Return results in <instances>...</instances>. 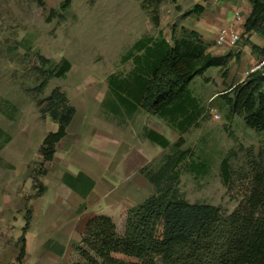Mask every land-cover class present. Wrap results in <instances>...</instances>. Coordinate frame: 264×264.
<instances>
[{
	"label": "trees",
	"instance_id": "trees-1",
	"mask_svg": "<svg viewBox=\"0 0 264 264\" xmlns=\"http://www.w3.org/2000/svg\"><path fill=\"white\" fill-rule=\"evenodd\" d=\"M71 1L65 0L64 9ZM250 3L252 10L244 22V34L256 33L264 38V0ZM204 11L205 7L196 5L190 13L201 15ZM209 47L199 32L187 27L180 31L174 28L170 40L162 32L144 36L122 57V63L132 62V70L110 75V91L129 113L141 109L184 134L196 125L203 112L190 85L212 68H220L225 75L232 60L231 54L214 56ZM253 48L264 56V46ZM70 69L71 63L65 61L51 76L64 77ZM47 81L48 78L39 85L40 92ZM221 96L229 110L228 117L237 115L247 127L264 131V67ZM43 103V112L59 125L41 146L44 160L51 161L58 142L67 134L75 109L60 90L40 104ZM118 109L117 103L111 105L112 113ZM148 136L163 146L169 144L153 131L149 130ZM9 140L7 137L2 145ZM184 143L181 137L157 168L142 170L155 192L126 213L121 231L106 215L89 220L81 242L75 245L78 259L71 264H264V146L258 152L247 149L243 164L236 170L224 159L223 183L241 197L228 214L218 206L192 204L182 197L180 175L191 155L190 149H182ZM45 174L41 164L33 173L36 186L39 176ZM43 192L41 187L38 194ZM29 220L28 215L24 233ZM20 243L21 262L25 255L24 235Z\"/></svg>",
	"mask_w": 264,
	"mask_h": 264
},
{
	"label": "rangeland",
	"instance_id": "rangeland-1",
	"mask_svg": "<svg viewBox=\"0 0 264 264\" xmlns=\"http://www.w3.org/2000/svg\"><path fill=\"white\" fill-rule=\"evenodd\" d=\"M237 1L72 0L64 9L65 0H43V4L40 0H0V146L5 145L7 137L15 141L9 146H21L19 134L35 126L33 135L42 136L48 120L53 119L43 112L46 103H40L55 90L70 96L82 94L89 100L91 110L101 106V118L127 123L129 110L117 102L108 80L113 73L127 74L132 70V62L122 63V57L134 43L159 32L171 39L174 28L204 31L201 22L224 17L229 5ZM196 5L205 7L203 14L190 13ZM234 13H229L227 20ZM215 31L207 34L214 37ZM204 37L213 46V38ZM241 37L237 49L226 50L232 60L225 75L211 69L190 85L203 112L196 125L189 128L182 147L191 151L180 175L182 197L192 204L218 206L228 214L241 197L223 183L224 159L236 170L243 164L247 149L258 152L264 146V131L247 127L237 115L229 118L221 96L246 77L250 55L256 53L253 45H264L263 37L258 35ZM65 61L71 63L70 71L61 78L51 76ZM46 78V88L40 92L38 87ZM116 103L124 115L110 111ZM52 125L57 127L53 122ZM39 169L40 165L34 172ZM122 221L116 224L119 231Z\"/></svg>",
	"mask_w": 264,
	"mask_h": 264
},
{
	"label": "crops",
	"instance_id": "crops-1",
	"mask_svg": "<svg viewBox=\"0 0 264 264\" xmlns=\"http://www.w3.org/2000/svg\"><path fill=\"white\" fill-rule=\"evenodd\" d=\"M251 10L250 0H239L229 5L224 17L201 22L204 31L192 29L210 43L204 36L213 37L207 33L229 26L232 21L236 28L244 25ZM241 11L245 12L244 19L237 21ZM231 12H235V16L227 20ZM231 49L237 48L209 47L214 56H223ZM241 50H245L243 46ZM257 55H250V68L240 82L264 58ZM67 98L75 114L51 161L44 160L41 146L46 136L59 128L53 120H48L40 138L33 135L35 126L19 134L21 146H9L15 142L12 138L0 148V264H71L76 261L75 245L81 242L89 220L106 215L119 224L130 209L154 194L155 188L142 170L157 168L172 145L190 130L181 134L141 109L127 112L130 118L127 123L123 120L114 123L99 116L101 106L91 110L84 95H67ZM118 110L113 114L124 115L120 107ZM149 130L169 144L163 146L152 141ZM41 164L46 174L39 176V186H36L33 173ZM41 187L44 192L38 194ZM28 215L29 227L24 233ZM23 235L25 255L20 262Z\"/></svg>",
	"mask_w": 264,
	"mask_h": 264
},
{
	"label": "built area",
	"instance_id": "built-area-1",
	"mask_svg": "<svg viewBox=\"0 0 264 264\" xmlns=\"http://www.w3.org/2000/svg\"><path fill=\"white\" fill-rule=\"evenodd\" d=\"M237 21H242L243 17L238 14L236 17ZM241 33L235 27L234 21L230 23L229 26L221 27L218 29L213 37V46L216 47H231V48H238V45L241 41ZM264 67V58L258 62L251 71L247 73V76L255 70L261 69Z\"/></svg>",
	"mask_w": 264,
	"mask_h": 264
}]
</instances>
